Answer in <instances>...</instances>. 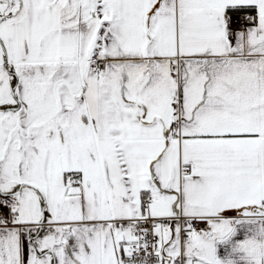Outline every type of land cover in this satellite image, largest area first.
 I'll return each mask as SVG.
<instances>
[{
    "label": "snow or ice",
    "instance_id": "1",
    "mask_svg": "<svg viewBox=\"0 0 264 264\" xmlns=\"http://www.w3.org/2000/svg\"><path fill=\"white\" fill-rule=\"evenodd\" d=\"M0 264H264V0H0Z\"/></svg>",
    "mask_w": 264,
    "mask_h": 264
}]
</instances>
